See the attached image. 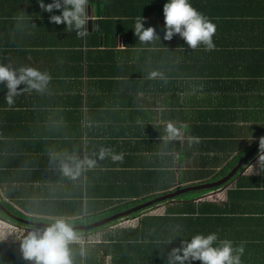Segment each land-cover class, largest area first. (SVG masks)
I'll return each mask as SVG.
<instances>
[{
    "label": "crops",
    "instance_id": "1",
    "mask_svg": "<svg viewBox=\"0 0 264 264\" xmlns=\"http://www.w3.org/2000/svg\"><path fill=\"white\" fill-rule=\"evenodd\" d=\"M88 12L92 16L90 31L96 17L91 7ZM25 25L28 27H24L20 35L26 39L20 43L24 47L26 44L31 45L32 50H37V55H31L30 52H27L28 56L10 55L14 52L10 41L19 43L18 33L13 32L15 36L12 35L13 38L4 43L5 52L8 53L3 55L4 62L20 63L23 67L31 66L46 71L52 80L43 92H25L17 96L11 106L5 100L6 87L0 88V200L3 199L23 216L44 219L65 217L78 221L85 218L80 213V207L86 201L82 190L86 183L89 184L88 180L93 181L94 185L98 179L94 177L93 180L88 175L86 180L89 171L86 165L76 179L65 176L61 162L71 163L69 157L80 161L85 157L97 159V165L103 166L113 161L111 157L100 161L99 150L101 147L111 148L115 154H123L125 166L122 169L100 167L97 171L138 172L153 170L152 167L165 175L171 188H178L195 182V175L204 174L206 170L216 171L222 165V159L233 158L244 143L254 140L255 134L258 137L262 133L256 129L263 122V116L253 106L246 109L240 104L236 108L228 105V97L225 100L220 97L223 91L205 90L199 85L188 88L184 79L178 86L173 82V74L168 75L167 68L164 69L167 71V82L159 78L150 79L152 71L162 72L166 66L162 65L165 56L146 54L158 48L130 47L129 53H124L125 57L116 54L124 58L125 64L132 67L134 72L133 76H120L111 59L106 62L97 60L96 47L71 45L67 49L62 45L56 46L65 41L72 44L76 42L73 35L67 38L60 36L58 32L61 28L56 24L51 25L49 30L41 23ZM112 47L117 52L126 50L124 39L117 36ZM78 50L89 52L87 61L82 65V73L90 65L99 69L95 77L85 79L82 74L79 77L80 85L86 83V94L88 96L89 93L92 98L88 104L76 107L71 103L53 104L59 96H72L68 90L69 78H59L54 73L55 66L60 67L61 60L70 59ZM96 60L98 63L94 67ZM70 62L64 65L70 67ZM145 77L151 81V86L143 89L139 81ZM97 80L102 82V86L93 84ZM130 82L135 89L130 88ZM24 87L23 84L19 86L21 89ZM80 91L79 87V96L82 93ZM175 95L179 97L177 100L174 99ZM168 122L187 127L182 140L165 145L160 137L165 134ZM189 136L199 137L200 143L190 145ZM142 164L150 168H142ZM100 175L108 177V174ZM6 186L10 187V197L5 194ZM19 186L23 187L21 192L18 191ZM226 187L224 185L223 190L218 188L222 191L219 200L211 196L204 201H223ZM77 188H81V192ZM153 208L157 210L151 211ZM158 208H162L161 211ZM163 209L164 204H158L144 213L161 214ZM120 221H127V225L135 222L131 218H123L78 232L79 242L70 245L73 264H121V261L135 258L137 262L142 259L144 254L135 250L137 248L127 247L121 241L111 244L105 240L115 229L120 230L125 225L118 224ZM32 228L13 224L0 217V264H32L23 258L18 241L21 234H26ZM155 255L151 256L156 258ZM257 260L256 263L264 262V258L258 257Z\"/></svg>",
    "mask_w": 264,
    "mask_h": 264
},
{
    "label": "trees",
    "instance_id": "2",
    "mask_svg": "<svg viewBox=\"0 0 264 264\" xmlns=\"http://www.w3.org/2000/svg\"><path fill=\"white\" fill-rule=\"evenodd\" d=\"M52 2L53 0H43L45 5ZM167 2L168 0H89V7L93 9V15L96 17L89 34L84 38H78L75 30L69 31L65 24H56L61 28L58 32L60 36L67 38L73 35L76 42L72 44L65 41L55 45H62L67 49L71 48V45L72 47L74 45L86 48L96 47L98 48L96 54L99 56L97 60L106 62L111 59L116 65L114 69H117L120 76H133L134 72L132 67L130 69L129 65L125 64V59L119 58L120 55L118 57L116 54L125 57L124 53L127 55L130 47L158 48L157 51L153 50L152 53L146 54L149 56L156 53V56L166 57V60L162 62V65L166 66L161 70L164 75L167 72L164 69L167 68L168 75L173 74V82L178 86L184 79L183 81L185 83L187 81L189 85L188 88L199 85L205 90L223 91L220 97L223 100L228 97V105L234 108L239 104L247 107L246 109L253 106L263 116V122H260V126L256 129L261 130L262 133L258 137L255 134L254 140L244 143L242 149L238 150L233 158L222 159L220 161L222 165L216 171L206 170V174L202 171L204 174L195 175V182L178 188H171V183L166 181L165 175L152 167L153 170L138 172L97 171L100 167L122 169L125 166L123 162H111L89 168L86 180L89 175L93 180L97 177L98 181L97 184L95 181L93 185V181L88 180L89 184H85L82 193L86 201L84 206L80 207V213L82 212L85 218L82 221L69 219L74 222V226H85L122 213L178 189L219 181L227 176L261 137H264V0H189L197 11L206 15L217 26V31L212 38L215 48L211 51L205 50L203 44L195 50L191 49L178 34H175L171 41L163 39L166 30L163 6ZM60 14L61 10H54L52 13L43 11L39 6V0H0V64H5L3 55L8 53L5 52L7 50L4 43L15 36L13 32L18 33L19 43L10 41L14 47V52L10 55L28 56L27 52L37 55V50H32L31 45L26 44L27 46L24 47L20 43L26 39L25 36L20 35L21 30L27 26L25 24L32 22L41 23V26L49 30L54 24L50 22V16ZM137 17L145 19V21L142 20L145 28H155L160 41L157 40L151 44L139 42L134 34ZM117 36L124 39L126 50L120 52L112 50ZM133 41L135 43H132ZM135 44L136 46H133ZM27 48L29 50H26ZM88 54V51L82 53L78 50L70 59L61 60L60 67L55 66L54 73L59 78H69L68 90L72 96H59L53 104L71 103L74 107L88 104L92 97H89V93L87 96L86 83L80 85L79 77L81 74L85 76V79L90 76L95 77L96 71L99 70L90 65L82 73V65L87 61ZM70 60L71 66L66 67L64 63ZM97 60L94 62L95 65L93 64L94 67L98 63ZM117 61L119 64L116 63ZM12 65L15 68L23 67L20 63ZM145 74L148 76L147 73ZM139 82L143 89L151 86L148 77L141 78ZM93 84L102 86L100 80ZM128 84L131 89H135L132 82ZM3 86L5 84L0 83V88ZM79 87L82 92L80 96ZM178 98V95L174 96L175 100ZM258 154L259 146L236 172L220 185L181 192L148 207L164 204L161 214H146L143 208L108 222L113 223L123 218L135 220L132 225L125 224L120 230L115 229L112 235L105 237L108 243L117 244L121 241L125 246L137 248L135 250L144 254L137 262L134 258L132 261H121V264H166L168 254L173 248L180 247L182 240L190 242L191 238L197 234L211 233L217 235V245L220 240L225 239L231 240L234 247L243 244L244 253L241 256V264H264V262L256 263L258 257L264 258V168L261 170L258 163L253 174L243 171ZM141 167L150 168L149 165L144 164ZM102 173L108 174V177H102L100 175ZM224 185L227 187L223 201H204L210 192ZM22 189L23 187L19 186L18 191L21 192ZM77 190L81 192V188ZM5 194L7 197L12 195L10 187L6 186ZM0 204L3 207L0 208V216L13 224L37 227L35 223L50 224L54 221V219L23 216L3 199L0 200ZM76 231L81 230L76 229ZM155 253L156 258H153L151 255ZM190 264H202V262L191 261Z\"/></svg>",
    "mask_w": 264,
    "mask_h": 264
},
{
    "label": "clouds",
    "instance_id": "3",
    "mask_svg": "<svg viewBox=\"0 0 264 264\" xmlns=\"http://www.w3.org/2000/svg\"><path fill=\"white\" fill-rule=\"evenodd\" d=\"M39 6L43 11L52 13L54 10H61L60 15L50 16V22L54 24H65L69 31L75 30L78 38H84L89 34V22L92 16L89 15V0H53L45 5L39 0ZM165 34L163 39L171 41L175 34H178L187 45L195 50L201 44L205 50L211 51L215 48L213 36L217 26L206 15L197 11L189 0H168L163 6ZM143 18L137 17L134 25V34L142 44H151L160 41L154 27L145 28ZM150 79H161L167 82L162 72L152 71ZM52 77L46 71L35 67L25 66L15 68L11 63L0 64V83L5 84L7 89L5 100L9 106L15 103V98L25 92H43ZM24 88H19L20 85ZM187 126H177L168 122L165 126V134L160 137L165 145L171 141H180L184 138V130ZM189 144H199L200 138L188 137ZM111 157L116 163L123 162V154H115L111 148L101 147L98 159L104 160ZM71 163L61 162V170L65 176L76 179L82 168H95L97 159L85 157L84 160H77L69 157ZM259 167L264 168V137L259 140ZM253 174V166H246ZM79 233L74 227V222L65 218L57 217L44 228L33 227L18 238L20 251L23 258L32 264H73V255L70 245L78 243ZM215 233L208 235L197 234L190 240H182L180 247L173 248L168 254L167 264H186L191 261H201L202 264H241V256L244 253L243 244L234 247L231 240H220ZM215 245V246H214Z\"/></svg>",
    "mask_w": 264,
    "mask_h": 264
},
{
    "label": "water",
    "instance_id": "4",
    "mask_svg": "<svg viewBox=\"0 0 264 264\" xmlns=\"http://www.w3.org/2000/svg\"><path fill=\"white\" fill-rule=\"evenodd\" d=\"M89 25H90V22H89ZM259 146V142L240 160V162L227 174L226 177L220 179L219 181H216V182H212V183H207V184H202V185H197V186H192V187H187V188H182V189H178L174 192H171L169 194H166V195H163V196H160V197H157V198H154L152 200H149L147 202H144V203H141L131 209H128L122 213H118V214H115V215H112L110 217H107V218H103L99 221H96V222H93L91 224H88V225H85V226H74L75 229L77 230H87V229H92V228H95V227H98L100 225H103V224H106L116 218H119L123 215H127L131 212H135V211H138V210H141L143 208H146V207H149L151 206L152 204H156L158 201L160 200H164L166 198H172L173 196H175L176 194L178 193H181V192H185V191H188V190H191V189H202V188H207V187H211V186H217V185H220L222 184L226 179H228L230 176H232L236 170L240 167V165H242L244 163V161L248 158V156L256 149V147ZM0 208H3L0 204ZM35 225L37 227H41V228H44L46 227L47 225H49L48 223H35Z\"/></svg>",
    "mask_w": 264,
    "mask_h": 264
},
{
    "label": "rangeland",
    "instance_id": "5",
    "mask_svg": "<svg viewBox=\"0 0 264 264\" xmlns=\"http://www.w3.org/2000/svg\"><path fill=\"white\" fill-rule=\"evenodd\" d=\"M258 159H259V154L257 155V156H255L250 162H249V164L247 165V166H249V165H251V166H253V170L254 169H256V166H257V164H258ZM243 171L244 172H249L248 170H247V168L245 167L244 169H243ZM219 189H222L221 187L219 188ZM223 190V189H222ZM222 191H220V190H215V192H210L208 195H207V199L209 198V197H211V198H215V199H220V196H222V193H221ZM147 208L148 207H146L145 209H143V210H147ZM160 211H161V209L162 208H158ZM157 209H151V211H156ZM1 218H2V216H0ZM128 222L127 221H120L118 224H127Z\"/></svg>",
    "mask_w": 264,
    "mask_h": 264
},
{
    "label": "built area",
    "instance_id": "6",
    "mask_svg": "<svg viewBox=\"0 0 264 264\" xmlns=\"http://www.w3.org/2000/svg\"><path fill=\"white\" fill-rule=\"evenodd\" d=\"M206 198H207V196H206ZM210 198V197H209Z\"/></svg>",
    "mask_w": 264,
    "mask_h": 264
}]
</instances>
